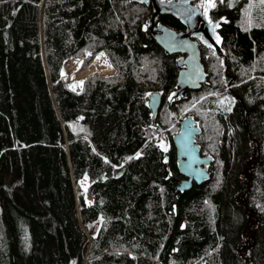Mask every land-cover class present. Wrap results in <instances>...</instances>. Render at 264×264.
Returning <instances> with one entry per match:
<instances>
[{
  "label": "trees",
  "instance_id": "obj_1",
  "mask_svg": "<svg viewBox=\"0 0 264 264\" xmlns=\"http://www.w3.org/2000/svg\"><path fill=\"white\" fill-rule=\"evenodd\" d=\"M150 11L0 0V264H264V0L221 11L222 52L200 44L207 80L171 104L179 54L154 38ZM100 52L114 73L70 87L65 60ZM181 115L213 156L210 178L183 191Z\"/></svg>",
  "mask_w": 264,
  "mask_h": 264
},
{
  "label": "water",
  "instance_id": "obj_2",
  "mask_svg": "<svg viewBox=\"0 0 264 264\" xmlns=\"http://www.w3.org/2000/svg\"><path fill=\"white\" fill-rule=\"evenodd\" d=\"M148 1V0H141ZM153 12L147 18V25L157 42L167 54H179L176 65L178 68L175 88L169 93L170 104L183 96L188 90L200 89L208 78V72L202 60L198 38L202 35L205 44L222 52V40L215 42L217 37L214 26L223 18L209 21L206 11L197 14L189 9L188 0H152ZM189 7V8H187ZM170 13L179 18L187 28L177 30L163 22H157L160 14ZM200 21V24L197 23ZM205 27V28H204ZM203 32V33H201ZM163 100L162 91H152L148 95V105L152 111L153 126L162 132L163 127L155 124ZM180 128L172 137L176 147L178 169L183 175L178 180L177 189H189L194 182L203 183L211 176L210 165L213 156L201 154V146L196 136L201 128L191 115L179 119Z\"/></svg>",
  "mask_w": 264,
  "mask_h": 264
},
{
  "label": "flooded vegetation",
  "instance_id": "obj_3",
  "mask_svg": "<svg viewBox=\"0 0 264 264\" xmlns=\"http://www.w3.org/2000/svg\"><path fill=\"white\" fill-rule=\"evenodd\" d=\"M136 1L150 7V9H151L150 15H151V13L153 12V1L152 0H148L146 2L141 1V0H136ZM188 1H189L188 5L191 7L190 8L187 7V8L191 9L193 12H195L197 14L203 13V11L205 10L207 13L209 21H214V20L223 18L222 21H219L218 24L214 26V31L217 35L215 42H219L220 40H222L221 42H223V35L219 31V27H220L222 22L226 21V18H225V16L221 15L220 13L224 9H231L233 7V5L236 4L237 2H239L240 0H188ZM162 15H172V14H170V13L160 14L157 22H163V23H165V24H167V25H169V26H171L177 30H185L187 28V26L179 18L175 17L174 15H172V16L179 20L182 27L176 28L174 25L168 24L167 22H165L163 20V18H161ZM198 24H200V21L197 23V25ZM146 26L148 27L147 20H146ZM201 33H203V32H201ZM198 41H199V45L205 44V40H204L202 35L198 38ZM211 48H213V47H211Z\"/></svg>",
  "mask_w": 264,
  "mask_h": 264
},
{
  "label": "rangeland",
  "instance_id": "obj_4",
  "mask_svg": "<svg viewBox=\"0 0 264 264\" xmlns=\"http://www.w3.org/2000/svg\"><path fill=\"white\" fill-rule=\"evenodd\" d=\"M98 57V56H97ZM82 60H83V56L77 60L73 59V58H68L65 62H64V66L65 68L63 67V74L64 75H70L72 77V79L74 80L73 81V85L74 86H79L80 85V81L83 80V78L85 77H88V76H80L78 77L77 75L85 68V66L83 65L82 66ZM108 61H109V58H108ZM91 65L92 67L96 68V69H100L101 67H111V63L109 61V63H104L103 62V58L102 57H98L96 59V62L95 60L93 59L90 63H88V65ZM110 64V65H109ZM87 66V65H86ZM110 72H113V69L109 72H107L106 74H109ZM95 74H98V75H104L105 73H94V74H91V75H95ZM79 79V80H78ZM223 101L226 102L225 99H223ZM180 117H184L183 115H181ZM178 132V131H177ZM175 132V133H177ZM174 133V134H175ZM173 134V135H174ZM160 144L162 145L163 148H168L169 147V141L167 140V136H166V133H162L160 135ZM80 183L82 184V186L84 188L87 187V180H81ZM91 197H88V201H91Z\"/></svg>",
  "mask_w": 264,
  "mask_h": 264
},
{
  "label": "bare ground",
  "instance_id": "obj_5",
  "mask_svg": "<svg viewBox=\"0 0 264 264\" xmlns=\"http://www.w3.org/2000/svg\"><path fill=\"white\" fill-rule=\"evenodd\" d=\"M113 68L112 67H101L100 69H96L92 66H86L77 76L80 77L82 75L84 76H88V75H91V74H94V73H107L109 71H111ZM110 73H113V72H110Z\"/></svg>",
  "mask_w": 264,
  "mask_h": 264
},
{
  "label": "built area",
  "instance_id": "obj_6",
  "mask_svg": "<svg viewBox=\"0 0 264 264\" xmlns=\"http://www.w3.org/2000/svg\"><path fill=\"white\" fill-rule=\"evenodd\" d=\"M97 56H98V57H102L104 63H109V61H108V56H107V54H106L105 52H100ZM97 56L94 58L95 62H96V59L98 58ZM109 65H110V64H109ZM87 66H91V65L89 64V65H87ZM64 77L66 78V80H67V82L69 83L70 87H72V88H74V89L81 88L82 85H83V81H84V79H85V77H84L83 80L80 81V85H79V86H74V85H73V81H74V80L72 79V77H71L70 75H64ZM78 80H79V79H78Z\"/></svg>",
  "mask_w": 264,
  "mask_h": 264
}]
</instances>
